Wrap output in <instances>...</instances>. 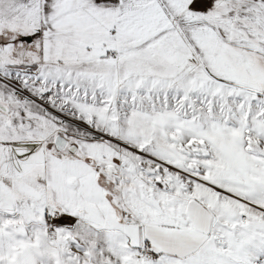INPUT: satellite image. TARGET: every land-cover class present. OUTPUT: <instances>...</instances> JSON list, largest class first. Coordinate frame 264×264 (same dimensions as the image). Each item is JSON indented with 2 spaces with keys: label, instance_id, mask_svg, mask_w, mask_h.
Segmentation results:
<instances>
[{
  "label": "snow or ice",
  "instance_id": "obj_1",
  "mask_svg": "<svg viewBox=\"0 0 264 264\" xmlns=\"http://www.w3.org/2000/svg\"><path fill=\"white\" fill-rule=\"evenodd\" d=\"M0 264H264V0H0Z\"/></svg>",
  "mask_w": 264,
  "mask_h": 264
}]
</instances>
